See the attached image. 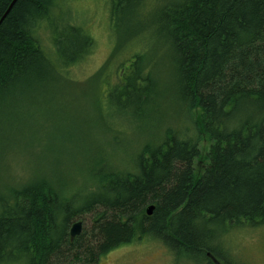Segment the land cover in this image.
<instances>
[{
    "label": "trees",
    "instance_id": "16d2710c",
    "mask_svg": "<svg viewBox=\"0 0 264 264\" xmlns=\"http://www.w3.org/2000/svg\"><path fill=\"white\" fill-rule=\"evenodd\" d=\"M108 1L115 31L120 9L152 19L117 39L86 81L103 86L126 40L146 29L142 44L161 47L170 82L153 97L159 70L141 44L107 78L112 97L116 104L128 99L130 107L171 99L186 106L194 126L161 122L158 133L132 146L133 164L122 173H93L83 195L73 192L79 183L71 191L66 180L52 177L0 184V264H94L145 237L177 255L210 262L209 252L229 264L217 248L221 241L214 244L216 231L264 225V0ZM64 2L0 0V105L50 75L68 81V69L90 52V32L78 22L62 24L63 10L56 15ZM45 27L53 29L49 48ZM80 211L92 214V226L72 237L70 223Z\"/></svg>",
    "mask_w": 264,
    "mask_h": 264
},
{
    "label": "rangeland",
    "instance_id": "374dc122",
    "mask_svg": "<svg viewBox=\"0 0 264 264\" xmlns=\"http://www.w3.org/2000/svg\"><path fill=\"white\" fill-rule=\"evenodd\" d=\"M59 5L58 17L63 10L60 22L82 24L90 32L94 43L86 57L68 69L71 76L68 81L66 77L53 79L56 74L50 75L49 79L38 85L17 89L0 105V184L5 187L9 178L14 183H20L39 177H52L60 182L66 180L67 185L72 187L71 191L79 183L73 192L83 195L92 181L93 173L97 176L112 168L122 173L133 164L138 151H134L132 146L137 145L141 136L151 138L158 133L161 122L171 127L181 124L192 127L194 124L186 106L183 105L187 112L184 113L181 111L183 108L168 98L159 105L156 99L138 107H130L125 98L119 99L120 104L115 103L108 79L111 80L118 64L127 59L132 49L145 41L146 29H142V32L137 30L140 33L135 32L137 34L126 40L127 49H122L121 55L110 62L106 73L108 79H105L103 86L96 79L86 81L105 64L111 51L116 48L117 39L133 31L138 23H144L143 18L151 20L152 15L144 17L140 13V18H137L129 10L120 9L115 17V31L111 28L108 0H65ZM51 29L45 27L42 34L48 48L52 43ZM144 48L149 53L148 63L152 61L151 64H155V69L159 70L154 75L153 87V97L154 94L158 97L170 82L169 76L164 78L166 61L161 47L155 42L144 43ZM138 50L135 52L139 53ZM161 77L166 81L159 80ZM76 81L80 83L70 84ZM78 174L81 176L79 181ZM75 214L70 226L79 219L82 222L81 230L90 231L92 214L83 211ZM215 237L214 244H218L217 239L221 241L217 248L228 258L229 264H264V225L227 227L222 231L217 230ZM94 264L209 263L202 258L177 255L157 240L145 237L111 250Z\"/></svg>",
    "mask_w": 264,
    "mask_h": 264
},
{
    "label": "water",
    "instance_id": "95a60500",
    "mask_svg": "<svg viewBox=\"0 0 264 264\" xmlns=\"http://www.w3.org/2000/svg\"><path fill=\"white\" fill-rule=\"evenodd\" d=\"M153 209H154V205L150 204L148 205L146 208H145V211H146V214L147 215H151L152 212H153ZM82 229V222L81 220H77V221H74L71 226H70V229H69V233L70 235L73 237L77 234L80 233ZM207 254L212 258V260L216 263V264H219V262L217 261V259L211 255V253L207 252Z\"/></svg>",
    "mask_w": 264,
    "mask_h": 264
},
{
    "label": "flooded vegetation",
    "instance_id": "af4514ba",
    "mask_svg": "<svg viewBox=\"0 0 264 264\" xmlns=\"http://www.w3.org/2000/svg\"><path fill=\"white\" fill-rule=\"evenodd\" d=\"M207 257H208V255H207ZM208 258L210 259V262H208L209 264H216L210 257H208ZM219 261H220L221 264H224V262L222 260L219 259Z\"/></svg>",
    "mask_w": 264,
    "mask_h": 264
}]
</instances>
